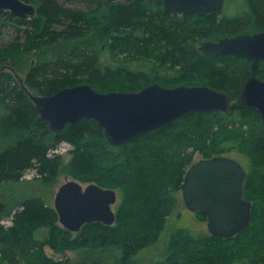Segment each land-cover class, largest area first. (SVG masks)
<instances>
[{"label":"trees","instance_id":"16d2710c","mask_svg":"<svg viewBox=\"0 0 264 264\" xmlns=\"http://www.w3.org/2000/svg\"><path fill=\"white\" fill-rule=\"evenodd\" d=\"M23 1L35 6L33 19L0 9V31L8 20L24 26L22 42L16 38L0 47V195L31 168L42 184L54 183L62 165L54 150L67 142L73 147L67 172L118 190L121 200L112 225L92 222L71 232L39 196L24 197L13 213L0 197V214L10 215L8 225L0 222V264H143L136 254L158 241L195 153L246 159L249 223L227 238L176 228L164 255L148 264H264V124L257 110L192 112L112 146L92 120L52 132L13 72L17 60L58 45L63 51L46 55L22 79L29 91L49 95L82 83L101 92L136 91L157 82L208 85L235 99L250 73L249 62L229 54L204 55L199 45L264 30V0H227V9L228 3L234 9H223L221 17L167 12L161 0H83L86 9L68 4L79 0ZM257 76L264 80V62ZM198 215L205 220L203 212ZM45 246L72 251L75 258L53 259Z\"/></svg>","mask_w":264,"mask_h":264},{"label":"water","instance_id":"95a60500","mask_svg":"<svg viewBox=\"0 0 264 264\" xmlns=\"http://www.w3.org/2000/svg\"><path fill=\"white\" fill-rule=\"evenodd\" d=\"M225 0H161L164 11L220 15ZM0 9L12 16L33 19L35 6L23 0H0ZM207 56L229 54L249 62L250 73L235 99L230 94L202 84L173 87L157 82L136 91L101 92L89 83L62 87L49 95L30 92L18 81L34 103L42 121L58 133L66 124L92 120L102 128L112 146H122L138 135L169 125L192 112L227 113L245 107L257 110L264 124V80L257 77L264 62V30L226 36L200 43ZM248 174L234 158L214 155L200 158L186 170L181 196L187 209L203 212L208 232L219 238L236 235L250 220L251 202L245 198ZM117 192L90 182L83 186L74 179L61 183L54 193L53 208L58 223L71 232L85 224L101 222L112 225Z\"/></svg>","mask_w":264,"mask_h":264},{"label":"rangeland","instance_id":"374dc122","mask_svg":"<svg viewBox=\"0 0 264 264\" xmlns=\"http://www.w3.org/2000/svg\"><path fill=\"white\" fill-rule=\"evenodd\" d=\"M112 1L122 2L124 0H112ZM226 1L227 0H225L224 2L223 9L227 11H232L234 9L233 5L228 3V9H227ZM68 4L76 8H81V9L87 8V4L83 0L73 1V3L71 4L68 3ZM221 16H222L221 14L218 15V17ZM23 28L24 26L18 25L17 23L8 20L7 24L0 31V47L4 46L5 44L7 45L8 43L14 42L16 38L20 39V41L22 42V40L24 39L21 33V31H23ZM94 45L96 48H101L102 50L105 49L103 44L100 45L98 43H95ZM61 51H63V48L58 45H56L55 47L52 46L51 48H41L38 51H32V55L28 56L27 58L25 57L24 59H22V61L17 60L19 62V65L15 67L16 70L15 71L13 70V72H15L16 75L21 77V79H24L29 71V68L32 65H34L41 59H46V55L51 57ZM15 80L17 81L16 78ZM30 92L36 94V92L32 89ZM72 148L73 147L70 143L61 142L54 150V153L60 154L62 156V165H61L60 173L57 176L56 181L54 183L42 184V182L37 177L38 175L36 173V170L34 168H31L25 171L20 181L15 182L13 184H8L7 187L1 191V195H0L1 200H3L6 203L7 209L9 210L10 208V212L13 213V210L18 207L17 204L24 197L27 196H39L45 199L47 202H49V204L53 207L54 193L57 190V187L61 183L69 179L77 180L83 186L90 183L87 181H81L75 179L67 172L65 165L67 164L69 158L71 157ZM200 158H202L201 154L195 153L193 160L196 161ZM233 158L234 159L236 158V160H238V162L245 169L247 168V161L241 155L240 157L234 156ZM116 192H117V201L113 208H115L116 205L121 200V193L118 190H116ZM175 195H176V205L174 206L172 213L166 218V225L164 229L161 231L158 241L154 242L149 247L141 249L136 254V258L138 259L139 262L143 264L144 263L148 264L153 260L161 258L164 255V245L166 244L169 234L172 230L176 228L191 229L192 232L194 233L208 232L205 220H200L198 213H194L185 207L181 196V190L176 191ZM132 197H134V195H132L131 198ZM0 222L5 225H8L10 223V215L8 213L0 214ZM44 251L48 256L56 260L64 257L75 258V254L72 251L57 252L51 249L49 246H45Z\"/></svg>","mask_w":264,"mask_h":264},{"label":"bare ground","instance_id":"6f19581e","mask_svg":"<svg viewBox=\"0 0 264 264\" xmlns=\"http://www.w3.org/2000/svg\"><path fill=\"white\" fill-rule=\"evenodd\" d=\"M61 143V142H60ZM56 149V148H55Z\"/></svg>","mask_w":264,"mask_h":264},{"label":"flooded vegetation","instance_id":"af4514ba","mask_svg":"<svg viewBox=\"0 0 264 264\" xmlns=\"http://www.w3.org/2000/svg\"><path fill=\"white\" fill-rule=\"evenodd\" d=\"M258 77V76H257ZM260 79V78H259Z\"/></svg>","mask_w":264,"mask_h":264}]
</instances>
